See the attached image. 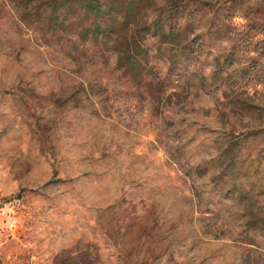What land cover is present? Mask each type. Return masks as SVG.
I'll return each instance as SVG.
<instances>
[{
	"label": "rangeland",
	"instance_id": "1",
	"mask_svg": "<svg viewBox=\"0 0 264 264\" xmlns=\"http://www.w3.org/2000/svg\"><path fill=\"white\" fill-rule=\"evenodd\" d=\"M153 1L140 87L112 45L50 41L0 0V264H264L259 0ZM160 19L193 21L220 90L170 68ZM230 150L248 176L225 173Z\"/></svg>",
	"mask_w": 264,
	"mask_h": 264
},
{
	"label": "trees",
	"instance_id": "2",
	"mask_svg": "<svg viewBox=\"0 0 264 264\" xmlns=\"http://www.w3.org/2000/svg\"><path fill=\"white\" fill-rule=\"evenodd\" d=\"M153 0H27L20 11L21 20L34 31L49 37L56 43L73 42L112 45L111 49L118 55V67L124 70L132 82L143 86L146 78L151 76L147 70L148 54L140 42L136 28L139 27L149 11H153ZM254 14L264 13V0L248 6L244 15L251 10ZM230 17V14H228ZM190 17H194L193 14ZM191 18V19H192ZM193 20V19H192ZM190 20L181 30L177 22H171L170 29L165 31V25L160 20L154 23L159 31L160 43L169 52L168 62L171 69H186L195 66L193 77L198 87L213 93L221 88L215 84L221 73L220 64L216 65L211 79L200 73L198 62L205 48V42L199 44L198 38H190L193 21ZM217 33V32H216ZM187 38V39H186ZM153 73V72H152ZM215 87V90H214ZM237 155L228 152L227 159L222 164L226 174L232 179L239 176L242 169L237 163ZM244 171V170H243ZM259 170H256V173ZM244 176L249 175V169ZM232 188L237 189L236 182ZM231 188V189H232ZM244 193V192H243Z\"/></svg>",
	"mask_w": 264,
	"mask_h": 264
},
{
	"label": "built area",
	"instance_id": "3",
	"mask_svg": "<svg viewBox=\"0 0 264 264\" xmlns=\"http://www.w3.org/2000/svg\"><path fill=\"white\" fill-rule=\"evenodd\" d=\"M9 205H12V203L10 201H9V204H4L3 207H1V212L4 211V209L7 211L9 208Z\"/></svg>",
	"mask_w": 264,
	"mask_h": 264
}]
</instances>
